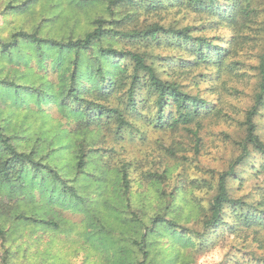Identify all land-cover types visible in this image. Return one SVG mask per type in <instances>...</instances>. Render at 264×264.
<instances>
[{"label": "trees", "instance_id": "16d2710c", "mask_svg": "<svg viewBox=\"0 0 264 264\" xmlns=\"http://www.w3.org/2000/svg\"><path fill=\"white\" fill-rule=\"evenodd\" d=\"M254 3L0 0V61L24 63L23 70L0 75L3 264L14 262L5 243L19 226L55 235L70 233L67 225H81L78 240L90 264H155L154 250L167 232L199 249L221 228L232 233L264 227V141L254 119L264 113V5L258 9ZM182 12L194 15L193 24L181 25ZM9 16L14 19L6 20ZM221 28L230 34H206ZM254 43H259L253 66L259 85L245 114L239 154L215 182V176L178 174V182L215 191L201 207L203 231L196 232L169 218L173 191L180 186H170L168 170L144 169L127 156L125 145L221 114L219 95L209 100L192 94L179 79L199 68L193 80L222 79L226 91L238 92L228 81L251 77L247 61ZM164 47L171 53L158 52ZM61 150L66 163L57 162ZM137 171L150 183L147 191L133 192ZM246 177L259 181L256 202L230 192L231 180ZM155 198L148 210L144 202ZM67 211L81 214L80 221L72 223ZM23 259L22 264L41 262ZM249 264L264 259L251 257Z\"/></svg>", "mask_w": 264, "mask_h": 264}, {"label": "rangeland", "instance_id": "374dc122", "mask_svg": "<svg viewBox=\"0 0 264 264\" xmlns=\"http://www.w3.org/2000/svg\"><path fill=\"white\" fill-rule=\"evenodd\" d=\"M252 7L262 8L264 0H255ZM254 7V8H255ZM59 10L60 7H58ZM171 18V17H170ZM178 18V17H177ZM181 25L193 24L194 15L190 12H182L179 15ZM9 16L6 20H13ZM3 20V19H1ZM8 32L6 33V35ZM208 36L226 37L230 34L228 29L207 31ZM259 43L250 46L251 77L246 80L234 77L228 81L229 86L238 88L233 94L226 91L227 86L222 79L213 78L212 83L201 78L193 80L192 77L200 71L199 68L193 71L192 76L183 75L180 81L184 82L192 94H201L211 100L214 97L221 98L218 108L221 114L211 113L203 116L199 123L195 121L186 127H180L175 131L151 132L142 141H134L126 144L127 156L146 170H168L172 176L170 186H180L169 203V218L176 219L180 224L192 228L196 232H202V220L204 211L212 194L215 191L206 188L199 189L193 182H178V174L186 170L189 176L198 179H210L215 176L212 182L218 179V174L224 172L230 161L239 154L238 142L245 135L244 118L246 111L253 104L254 95L258 89L259 78L256 70L253 69L258 62L256 54ZM158 52L170 54L169 48H161ZM0 61V75L9 74L14 67L24 69V63H17L10 59ZM16 62V63H13ZM201 68V67H200ZM249 80V81H247ZM199 82V83H198ZM215 93H214V92ZM264 112V110H263ZM56 113V112H54ZM258 125V133L264 141V113L255 116ZM51 124L46 123L45 127ZM64 151H59L57 162H67L68 157H63ZM92 169V168H91ZM140 170V169H139ZM246 174H248L246 172ZM133 192L147 191L150 183L143 179L139 172H133ZM217 177V178H216ZM140 186H139V183ZM259 181L246 177L240 183L236 179L230 181L231 194L235 197L244 196L250 202H256L260 196L257 191ZM97 187V186H96ZM183 192V193H182ZM151 194L148 193L147 196ZM136 195H134L135 198ZM150 210L156 206L157 199L144 202ZM66 218L72 223L80 221L81 214L65 212ZM72 228L70 233L59 232L55 235L42 230H32L19 226L8 238L6 246L10 245L14 252V262L22 264L24 255L31 261L41 260L40 264H90L86 260V251L81 247L79 238L83 237L84 229L81 225H67ZM154 253L157 257L155 264H168L173 256L178 254L177 259L171 264H249L251 257L264 259V227L251 226V228H240L236 232L226 231L224 228L208 237L207 246L191 247L183 241L172 239L171 235L163 233L158 241ZM181 257V260L179 259ZM12 262L11 264H15ZM102 264L103 262L100 261ZM0 264H3V241L0 239Z\"/></svg>", "mask_w": 264, "mask_h": 264}]
</instances>
